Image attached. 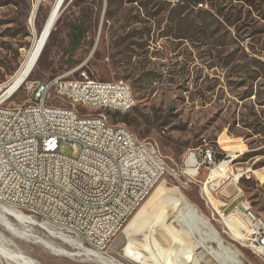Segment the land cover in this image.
<instances>
[{"label": "rangeland", "instance_id": "rangeland-1", "mask_svg": "<svg viewBox=\"0 0 264 264\" xmlns=\"http://www.w3.org/2000/svg\"><path fill=\"white\" fill-rule=\"evenodd\" d=\"M35 1L0 0V93L16 75L34 34L40 32L56 0H41L31 22ZM167 1L171 3L168 8L150 16L152 10L145 11L136 2L127 0H63L38 60L7 104L26 100V83L59 74L126 83L134 105L122 113L107 110L111 112L109 122L124 123L138 140L154 145L164 174L101 254L115 264H134L123 258V249L129 241L143 247L157 241L170 244L174 233H169L167 225L162 224L167 220L168 204L154 211L149 209L154 197L166 188L195 205L224 244L237 252L242 264H264V259L248 247L246 226L235 213L239 202L264 220V182L253 173L264 172V103L258 105L256 97L264 93V66L249 60L256 57L264 62V0H253L251 6L236 13L232 40L226 41L219 35L200 37V41L196 36L192 40L176 38L178 31L173 25L187 20L171 21L174 11L169 9L177 0ZM233 49L237 50L231 52ZM257 73L261 76L252 79ZM251 89V96L241 97ZM195 148L212 149L220 161L226 155L232 157L228 179L223 175L208 199L202 191L206 169L193 179L184 174L186 155ZM60 152L71 156L73 149L64 143ZM239 170L242 175L233 182ZM226 191L242 196L226 206ZM225 217L237 227L240 237L227 227ZM7 218L15 226H21L14 217L7 215ZM34 220L45 226L42 220ZM131 222L135 227L130 232L140 230L137 236L128 233ZM173 227L178 229L175 224ZM33 231L70 249L38 225L33 226ZM178 233L189 238L185 229H178ZM0 234L13 242L8 244L0 238L3 247L19 251L37 264H97L85 256L55 255L40 244L13 237L2 225ZM193 234L191 241H202V233ZM200 251L201 247L195 248V252ZM221 255L228 259L225 252ZM0 264L15 263L0 256Z\"/></svg>", "mask_w": 264, "mask_h": 264}, {"label": "built area", "instance_id": "built-area-1", "mask_svg": "<svg viewBox=\"0 0 264 264\" xmlns=\"http://www.w3.org/2000/svg\"><path fill=\"white\" fill-rule=\"evenodd\" d=\"M25 89L26 100L15 104L0 93V205L101 252L164 174L156 147L102 112V104L133 106L129 86L59 74ZM70 99H80L81 107H70ZM64 143L71 156L60 152ZM230 161V155L220 161L212 149L195 148L184 174L193 179L206 169V196L212 172ZM235 213L246 225L248 247L264 259V222L243 204Z\"/></svg>", "mask_w": 264, "mask_h": 264}, {"label": "bare ground", "instance_id": "bare-ground-1", "mask_svg": "<svg viewBox=\"0 0 264 264\" xmlns=\"http://www.w3.org/2000/svg\"><path fill=\"white\" fill-rule=\"evenodd\" d=\"M40 1L41 0H36L34 2L33 8L31 10V22L34 21L33 19ZM62 2L63 0H56L54 2L40 32L34 34L32 45L27 52V55L24 58L21 66L19 67V70L13 79L8 83L6 87L7 92L1 98L5 97V95L10 98L14 92H16V89L20 83L33 69L49 37V34L59 17ZM70 107H81V100L70 99ZM130 108L131 106H126V103L102 104V112H106L107 110H116L122 113L129 110ZM186 172L193 173L194 171L192 169L186 168ZM227 172L228 164L225 162L220 163L219 167L212 172L210 179L211 187L206 182L205 191L207 199L209 197L208 194H210V188L213 190V187L219 183L223 175H226L225 178L229 177ZM258 175H261V178L264 177L260 173ZM237 177L238 174L235 175V178L233 179H237ZM163 206L167 207L168 210L165 209L167 212L164 210L165 213H167V220L166 223L162 224L167 225V231H169V233H174V239L172 238L170 244L168 243V245L162 241H157L158 243L152 244V246L149 247H143L137 243H134L133 241H129L123 249V258L134 264H242L238 259L237 252L235 250H230L229 247L224 244V242L221 240V237L218 235L212 225L199 213L195 205L181 197L176 196L174 190L165 188L154 197L152 202L149 204V209L151 208V210L154 211V209H160ZM7 215L14 217L18 223L21 224V226L17 227L12 224L8 220ZM227 218L228 217L224 218V222L227 227L236 237H240L241 233L237 230V227L232 223V221L229 220V218ZM162 220L165 221L164 218ZM259 221L264 222V220L260 217ZM174 224L177 225L178 229H185L189 235V238L179 234L178 229L173 227ZM0 225L10 232L13 237L40 244L42 247L55 255H64L68 257L85 256L87 259L97 264H115L112 260L102 255L100 251L88 248L70 236L53 229L50 230L49 227L47 228V226H42V224H40L43 229L48 231L51 237L63 241L68 246H70V249L56 245L52 241L39 236L33 231V226L39 225L33 218L24 216L19 212H16L15 210L3 205H0ZM134 227V224L131 222L128 233H131L130 235L132 237L140 234V230L135 231L134 233L130 232ZM193 233H202L204 235L202 241H191L194 235ZM0 238L5 240V242L8 244L13 243L8 238L4 239L2 234H0ZM214 244L216 245V248L213 247ZM2 245L0 244V256L5 260L13 261L15 264H37V262L29 256H26L19 251L5 248ZM198 247H201L202 251L195 252V248ZM221 252H225L228 259H224L221 255Z\"/></svg>", "mask_w": 264, "mask_h": 264}, {"label": "trees", "instance_id": "trees-1", "mask_svg": "<svg viewBox=\"0 0 264 264\" xmlns=\"http://www.w3.org/2000/svg\"><path fill=\"white\" fill-rule=\"evenodd\" d=\"M233 1H236L237 5H233ZM127 2H136L139 4L140 8L145 11L152 10V13H149L150 16H154L171 5L167 0H127ZM203 2H206V4H203ZM252 4L253 0H177L169 9V11H174L170 17L171 21L176 20L175 18H180L181 20L186 19L187 21L181 24H172L177 28L176 31H178L175 33V37L179 39L189 38V40H192V38L196 36L200 41V37L219 35L220 39L223 41L232 40L231 28L236 21V13L241 12V9L245 8V6H251ZM235 10L237 11L235 12ZM179 30H181L180 33ZM74 36L75 35L72 36V40L75 39L76 36ZM236 50L237 49H233L231 52ZM240 50L244 54L246 53L243 48H240ZM249 60L264 66V62L259 58L251 57ZM260 76L261 75L257 73V75H253L251 78L257 79ZM252 92V89L250 91H245L241 97L247 98L253 94ZM256 97H258V105L264 103V93L263 96L256 95ZM116 112L118 113L119 111ZM260 130L256 132L259 133Z\"/></svg>", "mask_w": 264, "mask_h": 264}, {"label": "crops", "instance_id": "crops-1", "mask_svg": "<svg viewBox=\"0 0 264 264\" xmlns=\"http://www.w3.org/2000/svg\"><path fill=\"white\" fill-rule=\"evenodd\" d=\"M239 150V149H238ZM236 152V151H235ZM232 173V172H231ZM253 173L256 175V177L257 178H260L259 180L261 181V182H264V177H260L261 175H258L259 173L260 174H262V176H264V172L263 171H260L259 172V170H254L253 171ZM238 174V177H237V179L239 178V176H240V174H241V171L239 170L238 172H236L235 174H234V177L233 178H235V175H237ZM259 176V177H258ZM232 178V179H233ZM237 179H233V182H235ZM228 186V185H227ZM227 192V191H226ZM240 196H242V194H240V193H230L229 191L227 192V194H224V198H226V200L228 201V203L226 204V206H228L229 204H232L235 200H237ZM240 203L239 202H237L236 203V205H239ZM235 205V206H236Z\"/></svg>", "mask_w": 264, "mask_h": 264}, {"label": "water", "instance_id": "water-1", "mask_svg": "<svg viewBox=\"0 0 264 264\" xmlns=\"http://www.w3.org/2000/svg\"><path fill=\"white\" fill-rule=\"evenodd\" d=\"M7 92V89H5L3 92H2V94H5Z\"/></svg>", "mask_w": 264, "mask_h": 264}]
</instances>
